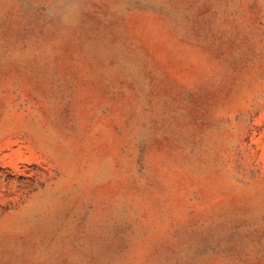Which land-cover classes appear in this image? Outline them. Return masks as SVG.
Masks as SVG:
<instances>
[{
    "label": "rangeland",
    "instance_id": "1",
    "mask_svg": "<svg viewBox=\"0 0 264 264\" xmlns=\"http://www.w3.org/2000/svg\"><path fill=\"white\" fill-rule=\"evenodd\" d=\"M0 264H264V0H0Z\"/></svg>",
    "mask_w": 264,
    "mask_h": 264
}]
</instances>
